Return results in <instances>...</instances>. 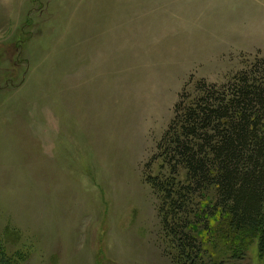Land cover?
<instances>
[{"label": "rangeland", "instance_id": "1", "mask_svg": "<svg viewBox=\"0 0 264 264\" xmlns=\"http://www.w3.org/2000/svg\"><path fill=\"white\" fill-rule=\"evenodd\" d=\"M256 57L264 0H0V264H176L145 166L184 89ZM210 226L206 259L264 264Z\"/></svg>", "mask_w": 264, "mask_h": 264}, {"label": "trees", "instance_id": "2", "mask_svg": "<svg viewBox=\"0 0 264 264\" xmlns=\"http://www.w3.org/2000/svg\"><path fill=\"white\" fill-rule=\"evenodd\" d=\"M186 89L145 166L174 261L217 264L205 258L203 235L215 218L229 236L253 239L264 260V57L223 84Z\"/></svg>", "mask_w": 264, "mask_h": 264}, {"label": "bare ground", "instance_id": "3", "mask_svg": "<svg viewBox=\"0 0 264 264\" xmlns=\"http://www.w3.org/2000/svg\"><path fill=\"white\" fill-rule=\"evenodd\" d=\"M107 91V90H106ZM119 94V92L117 90H115V93L110 95V96H117Z\"/></svg>", "mask_w": 264, "mask_h": 264}]
</instances>
